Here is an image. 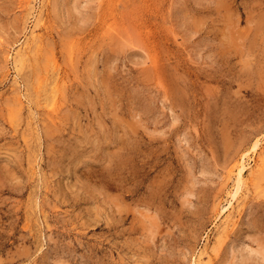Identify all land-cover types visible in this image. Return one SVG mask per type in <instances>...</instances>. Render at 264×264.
<instances>
[{"label": "rangeland", "instance_id": "obj_1", "mask_svg": "<svg viewBox=\"0 0 264 264\" xmlns=\"http://www.w3.org/2000/svg\"><path fill=\"white\" fill-rule=\"evenodd\" d=\"M0 264H264V0H0Z\"/></svg>", "mask_w": 264, "mask_h": 264}, {"label": "bare ground", "instance_id": "obj_2", "mask_svg": "<svg viewBox=\"0 0 264 264\" xmlns=\"http://www.w3.org/2000/svg\"><path fill=\"white\" fill-rule=\"evenodd\" d=\"M259 146H260V141L259 140H255L253 142V145H252V148L251 149L253 151H255ZM241 159L242 160L239 162V165L237 166L236 180H235V191H234V193L238 192V190L240 189L241 185L244 182V172L246 171L245 169H246L247 165L244 163L245 156H241Z\"/></svg>", "mask_w": 264, "mask_h": 264}]
</instances>
